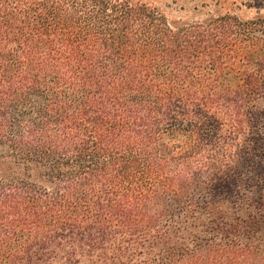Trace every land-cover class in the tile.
<instances>
[{"label": "trees", "instance_id": "obj_1", "mask_svg": "<svg viewBox=\"0 0 264 264\" xmlns=\"http://www.w3.org/2000/svg\"><path fill=\"white\" fill-rule=\"evenodd\" d=\"M0 0V264H264V0Z\"/></svg>", "mask_w": 264, "mask_h": 264}, {"label": "rangeland", "instance_id": "obj_2", "mask_svg": "<svg viewBox=\"0 0 264 264\" xmlns=\"http://www.w3.org/2000/svg\"><path fill=\"white\" fill-rule=\"evenodd\" d=\"M159 7L170 19L195 20L211 13L230 12L244 18L252 17L256 10L244 0H141ZM264 13V10L261 11Z\"/></svg>", "mask_w": 264, "mask_h": 264}]
</instances>
